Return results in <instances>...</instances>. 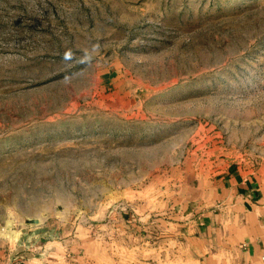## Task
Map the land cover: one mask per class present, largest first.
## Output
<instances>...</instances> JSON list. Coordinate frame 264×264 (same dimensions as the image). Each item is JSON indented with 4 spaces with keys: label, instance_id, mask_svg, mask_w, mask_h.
<instances>
[{
    "label": "rangeland",
    "instance_id": "1",
    "mask_svg": "<svg viewBox=\"0 0 264 264\" xmlns=\"http://www.w3.org/2000/svg\"><path fill=\"white\" fill-rule=\"evenodd\" d=\"M235 164L264 165V0H0V247L156 233Z\"/></svg>",
    "mask_w": 264,
    "mask_h": 264
},
{
    "label": "crops",
    "instance_id": "2",
    "mask_svg": "<svg viewBox=\"0 0 264 264\" xmlns=\"http://www.w3.org/2000/svg\"><path fill=\"white\" fill-rule=\"evenodd\" d=\"M171 196L139 217L156 233L130 234V218L114 239L89 228L37 235L0 247V264H264V165H230Z\"/></svg>",
    "mask_w": 264,
    "mask_h": 264
},
{
    "label": "built area",
    "instance_id": "3",
    "mask_svg": "<svg viewBox=\"0 0 264 264\" xmlns=\"http://www.w3.org/2000/svg\"><path fill=\"white\" fill-rule=\"evenodd\" d=\"M262 259L264 260V253H263V255H262Z\"/></svg>",
    "mask_w": 264,
    "mask_h": 264
}]
</instances>
